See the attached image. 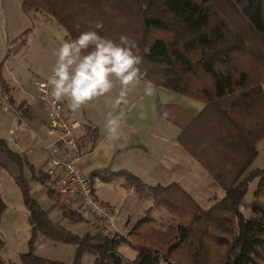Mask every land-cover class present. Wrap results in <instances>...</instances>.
<instances>
[{
	"label": "trees",
	"instance_id": "obj_1",
	"mask_svg": "<svg viewBox=\"0 0 264 264\" xmlns=\"http://www.w3.org/2000/svg\"><path fill=\"white\" fill-rule=\"evenodd\" d=\"M21 8L31 27L38 16L54 19L66 40L96 21L103 23L102 36H130L143 57L141 80L202 102L178 142L223 196L203 208L179 184L149 187L126 171L114 172L136 189L148 188L169 224L156 227L146 215L126 237L108 238L99 231L78 235L63 221L83 222L81 213L61 203V220L52 222L27 187L24 160L1 148L0 168L21 189L31 235L17 262L1 256L0 241V264H67L33 252L39 234L74 245L69 264H81L85 252L94 255L91 264H157L159 253L180 264H264V167L246 174L264 139V0H22ZM253 179L257 184L246 217L243 200ZM31 180L41 183L43 175ZM4 209L0 196V219ZM122 242L135 249L133 259L118 252Z\"/></svg>",
	"mask_w": 264,
	"mask_h": 264
},
{
	"label": "crops",
	"instance_id": "obj_2",
	"mask_svg": "<svg viewBox=\"0 0 264 264\" xmlns=\"http://www.w3.org/2000/svg\"><path fill=\"white\" fill-rule=\"evenodd\" d=\"M26 18L31 23L27 15ZM9 44L6 47L7 55ZM7 72L6 68L0 70V87L8 91L19 115L0 111V149L5 148L19 155L24 160L23 177L33 181L31 179H38L41 175L44 177L46 145L52 141L47 133L48 116L38 96V103L35 104L25 96L21 85L10 84ZM35 85L37 93L36 82ZM148 85L149 82L141 79L130 85L126 101L118 106L115 104L120 90L118 82L112 92L95 98L77 111L69 107L67 100L62 101L68 115L83 125L79 133L78 164L90 177L97 198L115 210L116 228L119 235L124 237L133 223L147 213L153 218V224L159 227L169 223V216L152 204L148 188L136 189L124 176L114 172L126 171L149 187L179 184L203 208H208L223 196V191L213 187L211 177L178 142L182 126L188 117L202 110L203 103L154 84H151L155 89L154 94L146 95ZM262 88L264 92V83ZM110 113L119 117L120 121L115 138L107 128ZM262 142L264 139L257 148ZM5 171L9 175H4ZM0 179H12L14 190L16 186L22 198L21 189L4 168H0ZM200 181L202 184L195 186L194 183ZM54 194L50 196L53 202L49 209L57 203L54 208L59 211L58 204L67 203L72 210L81 212L77 195ZM0 196L5 204L4 194L0 193ZM49 209L46 210L50 214ZM64 224L66 226L69 222L65 221ZM79 224L78 235L99 230L93 220L85 219ZM118 252L124 256L120 248Z\"/></svg>",
	"mask_w": 264,
	"mask_h": 264
},
{
	"label": "rangeland",
	"instance_id": "obj_3",
	"mask_svg": "<svg viewBox=\"0 0 264 264\" xmlns=\"http://www.w3.org/2000/svg\"><path fill=\"white\" fill-rule=\"evenodd\" d=\"M21 2L22 0H0V70L2 69L3 71V68H6L10 84L21 85L26 94L25 96L37 104L35 82L37 84L39 81H46L51 76L52 68L56 61L54 53L66 40V32L54 19L45 16L42 18L38 16L34 26L31 27V23H29L21 8ZM28 28L30 30L24 35L23 32ZM99 34L102 35L101 33ZM8 42L10 44L8 45L9 52L7 51V55L6 47ZM2 60L5 61L3 62ZM263 167L264 142L260 144L258 154L246 174L253 169ZM4 175L9 174L5 171ZM0 181V193L4 194L5 205L7 206L2 214L3 217L1 216L0 219V241L4 243L1 256L6 260L10 259L17 262L19 255L28 250L27 238H30L31 226L28 222L27 209L21 198L20 191L16 186L14 190V186H12L15 185L13 180L0 179ZM212 183L213 187L222 191L219 186L214 182ZM194 184L198 186L202 184V181ZM256 184V179L250 181L244 196L242 210L246 217L250 215L248 205L254 197ZM27 187L30 192H34L33 197L41 208L49 209L53 200L49 195L41 191V183L38 184L36 181L29 180ZM49 210H51L49 217L52 222L61 220V213L57 209L52 207ZM160 210L164 211L163 209ZM146 215L152 218L148 213ZM63 222L65 223V221ZM168 224H162L160 227H165ZM66 226L75 233L81 228L79 223H69ZM118 248L122 250V253L127 258L135 256V249L126 242H122ZM33 252L38 256L69 264L73 260L74 245L54 242L50 238L39 234L36 238ZM93 259V254L85 252L81 258V264H91Z\"/></svg>",
	"mask_w": 264,
	"mask_h": 264
},
{
	"label": "clouds",
	"instance_id": "obj_4",
	"mask_svg": "<svg viewBox=\"0 0 264 264\" xmlns=\"http://www.w3.org/2000/svg\"><path fill=\"white\" fill-rule=\"evenodd\" d=\"M95 29V30H92ZM103 23L90 24L89 30L82 31L74 39L65 40L55 51V65L52 74L42 84L51 89L54 102L67 100L73 111L113 91L116 83L120 86L115 100L118 106L126 101L130 85L138 82L143 57L135 40L126 34L117 39L102 36L99 31ZM154 86L149 83L146 95H153ZM119 117L109 114L108 132L115 138Z\"/></svg>",
	"mask_w": 264,
	"mask_h": 264
},
{
	"label": "built area",
	"instance_id": "obj_5",
	"mask_svg": "<svg viewBox=\"0 0 264 264\" xmlns=\"http://www.w3.org/2000/svg\"><path fill=\"white\" fill-rule=\"evenodd\" d=\"M46 81L37 83V96L48 116L47 133L52 137L46 145L47 159L41 191L77 195L82 217L95 221L101 235L118 238L115 210L97 198L90 177L81 170L77 161L80 155L79 133L83 125L68 115L62 101L54 102L51 89L42 87ZM0 111L19 115L4 87H0ZM157 264L177 263L159 253Z\"/></svg>",
	"mask_w": 264,
	"mask_h": 264
},
{
	"label": "water",
	"instance_id": "obj_6",
	"mask_svg": "<svg viewBox=\"0 0 264 264\" xmlns=\"http://www.w3.org/2000/svg\"><path fill=\"white\" fill-rule=\"evenodd\" d=\"M112 256H113V254H112ZM114 258L116 259V258H118V257L116 256V257H114Z\"/></svg>",
	"mask_w": 264,
	"mask_h": 264
}]
</instances>
